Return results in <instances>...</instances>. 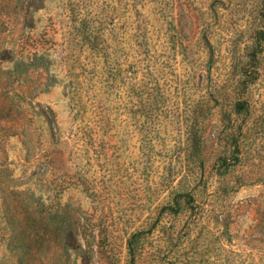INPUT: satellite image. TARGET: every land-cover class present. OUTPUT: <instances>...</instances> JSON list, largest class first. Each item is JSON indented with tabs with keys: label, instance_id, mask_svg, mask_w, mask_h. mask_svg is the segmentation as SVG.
<instances>
[{
	"label": "rangeland",
	"instance_id": "374dc122",
	"mask_svg": "<svg viewBox=\"0 0 264 264\" xmlns=\"http://www.w3.org/2000/svg\"><path fill=\"white\" fill-rule=\"evenodd\" d=\"M0 264H264V0H0Z\"/></svg>",
	"mask_w": 264,
	"mask_h": 264
},
{
	"label": "trees",
	"instance_id": "16d2710c",
	"mask_svg": "<svg viewBox=\"0 0 264 264\" xmlns=\"http://www.w3.org/2000/svg\"><path fill=\"white\" fill-rule=\"evenodd\" d=\"M237 106L241 107V109H246V106H244L241 103H238ZM134 243H136V241H134V240H128V242H127L128 255H131V252L134 249ZM103 252H106V250H103Z\"/></svg>",
	"mask_w": 264,
	"mask_h": 264
}]
</instances>
